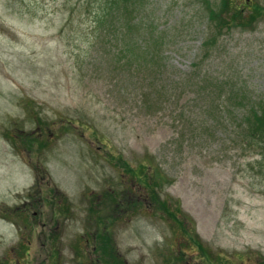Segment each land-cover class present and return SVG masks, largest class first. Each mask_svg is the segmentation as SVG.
Masks as SVG:
<instances>
[{
	"label": "rangeland",
	"instance_id": "obj_1",
	"mask_svg": "<svg viewBox=\"0 0 264 264\" xmlns=\"http://www.w3.org/2000/svg\"><path fill=\"white\" fill-rule=\"evenodd\" d=\"M229 1L0 0V264H264V0Z\"/></svg>",
	"mask_w": 264,
	"mask_h": 264
},
{
	"label": "trees",
	"instance_id": "obj_2",
	"mask_svg": "<svg viewBox=\"0 0 264 264\" xmlns=\"http://www.w3.org/2000/svg\"><path fill=\"white\" fill-rule=\"evenodd\" d=\"M136 1L138 0H104L103 2L104 11H106V14H108L109 12L111 13L113 10H115V8L116 10L122 11L124 9L123 6H126V4L128 3H130V5L132 4L131 6V11H132V7L134 6L135 8L134 4ZM220 7L222 8L220 11L218 7H217V11H214V10L210 11L209 12L210 17H219L221 16L222 12L228 9H232L231 17L234 20H238L242 18L240 7L234 6L233 3L231 4L229 0H221L219 8ZM258 10L259 9H257L256 11ZM251 17H254V15ZM113 33H116V32H112V34ZM133 60L136 61V58H134ZM229 99L231 98L229 97ZM250 110H251L252 116H247L246 118L243 117V121L240 125L244 127L246 130V134H245L247 135L246 138L258 141V143H262L264 140V107L263 105L261 106L254 105V108ZM145 172L147 173L148 177H151V171L149 170V168ZM150 183H151V180H150Z\"/></svg>",
	"mask_w": 264,
	"mask_h": 264
},
{
	"label": "flooded vegetation",
	"instance_id": "obj_3",
	"mask_svg": "<svg viewBox=\"0 0 264 264\" xmlns=\"http://www.w3.org/2000/svg\"><path fill=\"white\" fill-rule=\"evenodd\" d=\"M0 261L6 263L3 259V257H1ZM12 264H19V260L18 259H15V260H12Z\"/></svg>",
	"mask_w": 264,
	"mask_h": 264
}]
</instances>
